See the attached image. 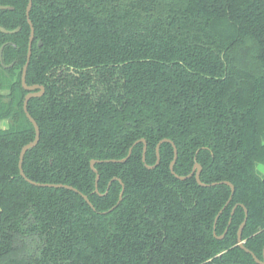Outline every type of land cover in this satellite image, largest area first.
I'll list each match as a JSON object with an SVG mask.
<instances>
[{"label":"trees","instance_id":"16d2710c","mask_svg":"<svg viewBox=\"0 0 264 264\" xmlns=\"http://www.w3.org/2000/svg\"><path fill=\"white\" fill-rule=\"evenodd\" d=\"M28 2L0 0V25L20 26L0 31L14 62L0 60V264H259L238 244L243 206L264 260V0H32L26 79L45 91L28 104L40 140L23 170L93 207L20 172L35 137ZM142 138L147 164L169 138L177 174L198 161L217 183L176 177L170 142L148 168Z\"/></svg>","mask_w":264,"mask_h":264},{"label":"water","instance_id":"95a60500","mask_svg":"<svg viewBox=\"0 0 264 264\" xmlns=\"http://www.w3.org/2000/svg\"><path fill=\"white\" fill-rule=\"evenodd\" d=\"M32 5H33L32 0H29L28 5H27V9H26V15H27L28 22H29V24H30V26H31V36H30V41H29V46H28L27 61H26V64H25V66H24V68H23V73H22V85H23V87H24L26 90L29 91V92L26 94V96H25V100H24V111H25V113H26L28 119H29V120L32 122V124L34 125V128H35V137H34V139H33L31 142L25 144V145L22 147V149H21V152H20V159H19V168H20V172H21L22 176H24V177H25L30 183H32V184H34V185H38V186H48V187H65V188H68V189L74 190V191H76V192H79V193L83 196V198L88 202V204H90V205L93 207V205H92L91 201L89 200L88 196L85 195V194H83V193H81V192H80L78 189H76L75 187L70 186V185H66V184H51V183H40V182H36V181H34V180H32V179H29V178L25 175L24 170H23V160H24V156H25L26 152H27L28 150L34 148V147L38 144V142H39V140H40V128H39V125H38L37 121L34 119V117L30 114V112H29V110H28V104H29V101H30V99H31L32 97H34V96H40V95H42V94L44 93V86H43V85H39V84L28 85L27 82H26L27 69H28V66H29V63H30V59H31V55H32V44H33L34 34H35V29H34V26H33V22H32V20H31V18H30V11H31ZM7 8H11V6H9V5H0V9H7ZM18 30H19V27L16 28V29H14V30H8V29H6V28H4L3 26L0 25V31H2V32H4V33H13V32H16V31H18ZM40 45H41V43H40ZM4 47H5V44L2 45L1 48H0V56H1V61H2V62H3V50H4ZM4 66H6V65H4ZM10 66H11V64H10L9 66H6V67H10ZM36 89H40V91H36ZM139 141H142V142L144 143V148H143V162L145 163V165H146L148 168H150V169L155 168V167L159 164V162H160V147H161V144L164 143V142H170V143L173 145V148H174V158H173V160H172V162H171V164H170V169H171L172 173H173L176 177H178L179 179H186V178H188V177H190V176H192V175H195V178H196L197 182H198L200 185H203V186L214 185V184L217 183V182H213L212 184H207V183H204V182L201 180L200 174H201L202 166H201V164H200L198 161L195 162V164H194V168H193V170H192V172H191L190 174H188V175H179V174H177V173L175 172V170H174V165H175V163H176V161H177V158H178V148H177L176 144H175L171 139H169V138H164V139H162V140H160V141L158 142V144H157V146H156L157 160H156V163H155L154 165H149V164L146 163L147 141H146L144 138H142V139H140V140H137V141L134 143V145L137 144ZM132 149H133V146L130 147V149H129V153L127 154V156L124 157V158H122V159H108V160H106V161L120 162V163H121V162H125V161H127L128 158L130 157L131 152H132ZM97 161H100V160H94V159H93V160L91 161V167H92V169L96 172L95 192H96V193H99L98 182H99V179H100V174H99L98 170L95 168V164H96ZM102 161H103V160H102ZM114 179H115V178H113V179L111 180V182H112ZM111 182L109 183V185L111 184ZM223 183H226V184H228V185L231 186V196H230V198H229V200H228V202H227V204H228V203L230 202V200L232 199V196H233V194H234V192H235V186H234L233 183H231L230 181H223ZM123 192H124V185H123V190H122V192H121V194H120V198H119L117 204H116L113 208H111L109 211L113 210L114 208H116V207L120 204V202H121V200H122V198H123ZM242 206H243V205H242ZM243 207L245 208V213H246V215H245V219H244V221L242 222V224H241V226H240V228H239V230H238V244H239L244 250H246L248 253H251L252 256L254 257V259L256 260L257 263H259V264H264V260L259 259V258L257 257V255H256L255 253H253V251H251L249 248H247V247L245 246V241H244L243 238H242L243 229H244V227H245V225H246L247 217H248V210H247V208H246L245 206H243ZM234 209H235V208H234ZM222 211H223V209L220 210V212H219L218 215L216 216L215 225H214V232H215V230H216L217 219L219 218V216H220V214L222 213ZM226 232H227V229L225 230V232H224L222 235H220V236H217V235H216V236H217L219 239H221V238H223V237L225 236ZM263 257H264V248H263Z\"/></svg>","mask_w":264,"mask_h":264},{"label":"flooded vegetation","instance_id":"af4514ba","mask_svg":"<svg viewBox=\"0 0 264 264\" xmlns=\"http://www.w3.org/2000/svg\"><path fill=\"white\" fill-rule=\"evenodd\" d=\"M10 6V5H9ZM7 9H12V6H11V8H7ZM1 10V9H0ZM28 20V19H27ZM33 26H34V24H33ZM19 27V30H20V26H18ZM17 27V28H18ZM31 27V26H30ZM16 29V28H15ZM35 29V28H34ZM9 30V29H8ZM14 30V29H13ZM18 30V31H19ZM17 32V31H16ZM16 32H13V33H16ZM7 34H11V33H7ZM30 36H31V32H30ZM30 36H29V41H30ZM34 38H35V34H34ZM10 41H8V42H5L4 44H5V46L9 43ZM33 42H34V40H33ZM40 43H41V45H42V42L40 41L39 42V46H41L40 45ZM4 44H2V45H4ZM28 46H29V43H28ZM1 48V47H0ZM5 48V47H4ZM32 48H33V44H32ZM4 51V50H3ZM28 54V53H27ZM32 56V55H31ZM0 60H1V56H0ZM31 60V59H30ZM2 62V61H1ZM11 64V66L10 67H12L13 65H14V62H12V63H10ZM10 64H5L4 63V60H3V62H2V65L4 66V65H6V66H9ZM6 66H4L5 68H10V67H6ZM25 66V65H24ZM24 66H23V68H24ZM28 70V69H27ZM22 73H23V71H22ZM26 77H27V75H26ZM21 81H22V76H21ZM26 82H27V79H26ZM28 84V83H27ZM29 85V84H28ZM33 85H35V84H33ZM40 85V84H39ZM28 91V90H27ZM36 91H40V89H36ZM44 91H45V87H44ZM29 92V91H28ZM27 92V93H28ZM43 95V94H42ZM26 96V95H25ZM41 96V95H40ZM34 97H39V96H34ZM33 98V97H32ZM24 100H25V98H24ZM23 107H24V103H23ZM4 121H7L8 122V124H9V120L8 119H4V120H2L1 122H0V124H2V122H4ZM0 127H3V128H6V127H8V126H1L0 125ZM100 161H102V160H100ZM99 183V182H98Z\"/></svg>","mask_w":264,"mask_h":264},{"label":"rangeland","instance_id":"374dc122","mask_svg":"<svg viewBox=\"0 0 264 264\" xmlns=\"http://www.w3.org/2000/svg\"><path fill=\"white\" fill-rule=\"evenodd\" d=\"M1 126H8V122L7 121H4L2 122V124H0ZM261 169L264 171V168L261 167Z\"/></svg>","mask_w":264,"mask_h":264}]
</instances>
